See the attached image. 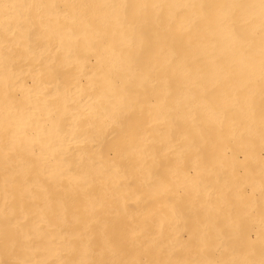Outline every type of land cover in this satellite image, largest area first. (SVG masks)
<instances>
[{
  "label": "bare ground",
  "instance_id": "obj_1",
  "mask_svg": "<svg viewBox=\"0 0 264 264\" xmlns=\"http://www.w3.org/2000/svg\"><path fill=\"white\" fill-rule=\"evenodd\" d=\"M0 264H264V0H0Z\"/></svg>",
  "mask_w": 264,
  "mask_h": 264
}]
</instances>
